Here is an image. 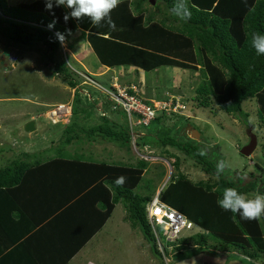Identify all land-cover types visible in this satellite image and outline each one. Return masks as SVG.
<instances>
[{
	"label": "trees",
	"instance_id": "obj_1",
	"mask_svg": "<svg viewBox=\"0 0 264 264\" xmlns=\"http://www.w3.org/2000/svg\"><path fill=\"white\" fill-rule=\"evenodd\" d=\"M147 1L120 0L118 7L111 13L116 25L113 30L103 22L100 26L92 27L88 18L76 20L70 17L65 22L64 16L71 10L65 6L56 7L54 4L49 11L46 9L45 0L14 5L8 4L7 0H0V31H4L2 32L4 35L22 46L38 45L37 47L43 50L46 63L51 64L53 73L60 75L68 86L75 89L73 99L70 101L72 114L62 131L65 144L81 139L80 134H83L89 140L101 138L114 141L119 146L129 147L131 138L134 137L132 134L135 133L137 137L135 144H156L167 149L163 150L162 157L175 156L173 152H169L170 147L185 152L188 157L191 156L204 172H217L214 161L197 157L202 142L200 144L191 139L185 132L179 135L178 131L181 128L171 134L169 115H174L175 112L156 109L155 111L159 113L155 114L147 125L141 123L132 125L131 119L135 117L134 121L132 120L135 122L140 114L134 112L131 119L128 118L122 105L98 88L95 87L97 93H101L103 97L97 95L89 99L85 96V99H82L80 87H88L89 83H83L85 78L80 73L112 90H115L114 83L109 79L99 82L98 76L85 70L81 64L82 69L72 68L68 54L63 50L64 47L61 46L56 33L63 34L67 40V35L79 30L82 33L81 38L89 43L98 63L109 68L133 67L135 70L150 72L161 66H170L199 70L201 77L193 90L197 107H208L214 100L223 112L247 118L248 113L243 111L242 103L254 98L258 105V115L262 119L260 125L264 127V56L256 55L249 45L252 32L264 34V0H187L191 11L189 20H181L173 15L171 8L174 0H161L165 12L159 17L158 12L155 18L143 5ZM160 5L157 4L159 8ZM53 21L54 27L50 28L49 25H52ZM74 45L75 43L67 44L69 49ZM134 83L121 86L127 87L128 93L132 94L134 91L130 85L137 86ZM91 94L90 92L89 95ZM137 95L141 98L139 92ZM141 100L149 105L155 103L151 98ZM98 103L107 108L111 116L120 113L121 116L117 117L120 120L103 114L98 116L95 123L88 125V120L93 119ZM192 127L196 128L194 125ZM134 129H140L142 132H133ZM153 132L158 136L151 134ZM9 147L6 152L12 151L14 155L9 157L7 164L0 166V192L7 189L11 193L16 184L24 178V174L29 170L41 169L45 174L43 179H47V182H33V185L47 184L44 190L48 195L50 193L53 199L71 195L75 188L84 189L85 193L82 194L92 196L102 208L99 225L92 228L90 234L71 235L72 249L61 251L63 258L58 264L68 263L104 224L119 202L124 205L132 227L139 228L149 244L151 253L161 260L164 254L171 253L177 263L202 252H211L213 255H232L233 252H238L264 264V216L256 220H245L239 214L224 211L217 204L224 188H236L239 193L246 194L253 191L259 182L252 180L235 182L230 177H223L220 174L215 175L218 179L211 183L208 180L193 181L185 173L178 171L179 158L176 157L171 162L176 173H171L169 179L165 181L166 184L164 186L162 184L156 190L157 186L150 188L149 182H142L148 165V161L142 158L137 164L97 161L87 159L83 154L65 158L61 148L57 147L55 155L36 159L35 157H39L40 154ZM4 148L2 147L0 151L4 152ZM262 154L264 157V147ZM67 168L71 170V180L77 178V174V181L82 184L75 186L77 183L75 182L70 193L67 188L69 182H65L68 178L64 174ZM120 176L126 177V181L122 186H117L114 181ZM90 182H94L91 189L87 187ZM262 183L264 184V180ZM259 189L264 190L262 187ZM157 192L162 202L181 211L192 223L189 228L181 229L174 239L167 238L170 245L166 246L161 242L158 224L153 230L147 217L146 207ZM36 196L43 197V193H36ZM37 210L40 214L41 211ZM45 216H32L33 226L36 227ZM23 219L27 223L30 220ZM47 222L44 228L50 236L59 234L63 242L69 240L70 234L67 233L68 227L65 223L59 228L62 229L60 230L62 233H54L52 226L56 224V217L53 216ZM17 224L20 225L19 222ZM5 225L7 226L6 222L0 221V264H17L18 256L13 257L16 255L15 251H21L27 256L24 258V264H52L49 260L54 257L55 252L52 253L43 247L44 251L39 254L40 251L37 253L34 249V245L43 240L36 237L43 228L33 233L19 230L21 233L17 235V232L11 231L15 226L5 228ZM208 240L212 242L208 243ZM191 245L197 247L183 250ZM44 254L50 255L48 261ZM161 263L164 264L163 261Z\"/></svg>",
	"mask_w": 264,
	"mask_h": 264
},
{
	"label": "rangeland",
	"instance_id": "obj_2",
	"mask_svg": "<svg viewBox=\"0 0 264 264\" xmlns=\"http://www.w3.org/2000/svg\"><path fill=\"white\" fill-rule=\"evenodd\" d=\"M32 1L34 0H7L10 5ZM157 4H161L160 8ZM143 5L148 8L146 11L152 13L155 18H157L158 12V17L165 12L161 0H155L154 5L148 1ZM2 32L4 31H0V149L5 147V151H0V166L7 164L9 157L14 155L12 151L6 152V149L10 148L9 146L19 149V151H35L46 148L44 151L37 152L40 154H37L39 157L34 155L36 159L55 155L57 152L55 148L59 147L65 158L83 154L87 159H102L108 162L122 161L132 164H137L138 160L142 158L148 161L142 182H149L150 188L157 186L156 190L161 187L165 179L166 181L169 179L171 173H176L171 165L176 157L179 158L178 171L185 173L189 179L193 181L208 180L210 183L218 179L215 176L217 172H204L195 159L191 156L188 157L183 151L168 147L169 152H173L175 156L165 158L161 155L163 150L167 149L156 144H135L137 138L135 133L132 134L134 137L131 138L129 147L119 146L114 141L101 140V138L89 140L83 134H80L81 139L65 144L62 136L65 120L54 124L47 117V111L54 105L70 102L75 89L68 86L60 75L53 73L51 64L46 63L47 59L42 54L43 50L37 47L38 45L22 46ZM81 34V32L71 33L66 38H71L73 44L79 45L84 39L81 38ZM71 41L65 40L61 46L67 52L72 68L82 69V66L75 62V59H80L87 69L94 73L99 72L97 57L91 51L88 43L85 41L83 46L89 48L90 51L87 57L81 59L80 56L73 55V50H69L67 44L72 43ZM119 74V69H117V71L114 70L97 78L100 82L113 79V76ZM142 74L144 80L141 81L142 87L138 91L141 98H151L157 104L161 100H166V103L172 100V104L177 101L184 106L181 109L177 108L174 115H169L171 120L168 124L172 126L171 134L181 128L178 131V134L181 135L183 132L186 133L187 126L194 125L201 134V138L196 141L203 144L196 154L199 159L212 160L216 167L221 161L225 162L227 167L220 173L223 177H229L230 174L235 176L240 173L246 175L247 178L255 176L259 183L253 191L244 194L247 197L252 198L257 191L264 193V190L259 189L261 187L264 189L262 183L264 180V157L262 154L264 127L260 125L262 119L258 115V105L254 98L247 99L242 103L243 111L248 113L247 118L239 114L230 115L219 109L214 100L208 107H197L198 103L195 102L193 90L201 77L199 70L161 66L150 72L143 71ZM87 86L80 87L82 99H85V96H88L89 99L97 95L103 97L101 93H97L94 86L91 84ZM157 113L159 111H155V114ZM103 114L110 115L107 108H104L100 103L96 104L93 119H89L87 124L95 123L98 116ZM114 114L115 116L110 115V117L119 121L120 118L117 117L121 116L120 113ZM184 118L189 119L185 120ZM134 119L135 117L132 118L133 121ZM29 120L35 122V130L32 132L25 130V124ZM249 129L257 136V146L246 157L240 154L239 150L249 141ZM133 132L138 133L142 130L134 129ZM151 134L158 136L155 132ZM114 208L106 227L86 244L77 260L70 264L73 262V264H162L161 261L164 264H260V260L256 261L238 252H233L232 255H213L211 252H202L177 263L171 253L164 254L161 260L151 253L149 244L139 228L132 227L122 202L117 203ZM157 228L162 244L170 245L165 237L167 230L164 223L158 224ZM209 242L212 240H208ZM196 247L197 245H191L183 250Z\"/></svg>",
	"mask_w": 264,
	"mask_h": 264
},
{
	"label": "crops",
	"instance_id": "obj_3",
	"mask_svg": "<svg viewBox=\"0 0 264 264\" xmlns=\"http://www.w3.org/2000/svg\"><path fill=\"white\" fill-rule=\"evenodd\" d=\"M77 33H80V31L78 30ZM68 40L71 41L72 39L68 38L66 41ZM85 41L86 40L84 39L81 40V43H79V45L75 44L74 47L71 49L74 52L73 54L74 56L76 55L80 56L81 59L87 57V54L90 51V49L84 48L83 45ZM75 46H77L78 48ZM81 49L83 50L81 51ZM75 60L76 62L81 64L83 67H85V65L81 63L80 59H75ZM84 69L87 70L88 72H92L86 67ZM97 69L99 70V72L97 73L92 72V73H94L98 77H101L110 72H113L114 70L117 71V69H119L120 76L119 75L113 76V79H109L110 81H112L113 83H117L119 85H129V83L133 84L134 79L136 78L137 82H135L134 84H136L139 89H141L140 87H142L141 81L144 79H143V74H142L143 70L141 69L135 70V68L133 67L109 68V67H106L100 64L97 67ZM104 81H107V80H104ZM146 82L147 81L145 80V83ZM45 149L46 148H42V149L35 150V151H28V150H25V151L34 154V153H37L38 151H42V150L44 151ZM92 160L101 161L102 159L92 158ZM64 174L68 178L65 182H69V184H67L69 193H70V189L73 187L75 182H77L75 186L82 185L81 182L77 181L78 180L77 174H76L77 178H74L73 180H71L70 168H67ZM44 175H45L44 171L41 169H38V170L34 169L33 171L29 170L28 173L24 174L23 176L24 178L20 180L19 183L16 184L15 189L11 193L7 189H5L3 192H0V198L2 200L0 202V221L7 223V226L6 225L4 226L5 228L15 226L13 230L11 231L15 233L17 232L18 233L17 235H20L19 233H21L19 230L29 231L30 233H33L34 231L38 232L40 229L43 228V231L39 235L38 234L36 235L34 233V235H36L38 240L43 239L41 242L39 241V244L34 245V249L36 250L37 253L38 251H40L39 254H41L42 251H44L43 247L46 249H49L52 253L55 252L54 257L52 258H50V255L47 256L48 254H44V255L47 256V257L45 256V259L47 261L50 258L49 261H51L52 264H58L59 261L63 258V254L61 253V251H71L72 249L70 248L73 245V243H70V240H72L71 235L78 236V235L90 234L91 229L99 225V222L102 217V210H101L102 208L100 207L98 203H96L95 200H93L94 198L92 196L89 197L87 195L88 196L87 197L83 195L85 193L84 189L80 190V189L75 188L73 194L66 195L63 193V195H66V196H64L62 199L60 198L53 199L52 195L50 193L48 195V192H45L44 190V186H47V184L33 185V182H47V179H43ZM79 179L81 178L79 177ZM83 183H86V182H83ZM93 185H94V182H90L87 187L91 189ZM36 193H41V194L43 193V197H40V196H39L40 198L37 197ZM37 209L41 211L40 214ZM114 209L112 213L110 214V216L106 219L104 224L94 233V235L91 236V238L86 242V244L92 238H94L95 235L100 233L102 229L106 227L107 222H109L112 217ZM38 215L39 216L46 215V216L44 220L40 221L38 225L34 227L33 226L34 221L32 220V216L39 217ZM53 216L56 217V224L55 226H52L55 229V230L53 229V232L62 233V231H60L62 229H59V228H62L61 226L62 223L63 224L65 223L68 227L67 233L70 234L69 240L66 239L63 242L59 234L56 236H50L47 233V231H45L44 227H46V224L48 223L47 221L48 220L50 221V218H52ZM23 218H29L30 220L27 223V221H24ZM17 222H19L20 225H18ZM86 244L79 251H77L66 264H70L72 261L75 262L81 250L86 246ZM68 245L70 246L67 247ZM58 251H60L61 254ZM14 253L16 255L13 257L17 258L18 256L17 264H24V258L27 256L23 254L21 251H15ZM33 257L35 258L37 257V255ZM38 258L39 259L41 258L40 255ZM14 263H16V261H14Z\"/></svg>",
	"mask_w": 264,
	"mask_h": 264
},
{
	"label": "clouds",
	"instance_id": "obj_4",
	"mask_svg": "<svg viewBox=\"0 0 264 264\" xmlns=\"http://www.w3.org/2000/svg\"><path fill=\"white\" fill-rule=\"evenodd\" d=\"M45 3L46 9L49 11H51L54 4L56 7L65 6L67 9H70V13L64 16L65 22L70 17L76 20L88 18L91 21L92 27L100 26L103 22L110 29L114 30L116 25L111 17V13L118 7L120 0H45ZM192 7H195V5H192ZM171 12L181 20L191 19V11L187 0H174ZM54 24L55 21L49 27H54ZM56 37L62 45L65 41L64 35L56 33ZM249 45L256 55L264 56V34L252 32L250 34ZM226 167V163L221 161L217 165V175L222 173ZM125 181L126 177L120 176L115 179L114 183L117 186H122ZM217 204L224 211L239 214L245 220H256L264 216V193L259 191L252 198H249L239 193L236 188L227 187L223 189L221 198L218 199Z\"/></svg>",
	"mask_w": 264,
	"mask_h": 264
},
{
	"label": "built area",
	"instance_id": "obj_5",
	"mask_svg": "<svg viewBox=\"0 0 264 264\" xmlns=\"http://www.w3.org/2000/svg\"><path fill=\"white\" fill-rule=\"evenodd\" d=\"M84 76L85 81L83 83H89L92 86L98 88L102 92L107 93V95L115 100L117 103L121 104L124 110L126 111L128 118L131 119V115L134 112L140 114V117L135 122L131 124H143L147 125L151 119H153L155 115V110H166L167 112L172 111L176 112L177 108H184L182 104L177 103V101L173 103L170 100L166 103V100L159 101L158 104L154 103L153 105H149L144 103L141 98L138 97V87L135 85H130V88L133 89L134 93L130 94L127 91V87L121 86L117 83L113 84L115 90L105 87L104 85L94 81L90 77L86 76L83 73H80ZM47 117L52 121V123L56 124L65 120L64 123H67L72 114V105L71 102L61 103L54 105L49 108L47 111ZM148 221L155 230V225L164 223L165 228L167 230L166 236L169 240L174 239L178 232L183 228H189L192 223L187 220L184 214L176 210L164 202H162L159 198L158 192L152 197L150 202L146 207ZM157 236V234H156Z\"/></svg>",
	"mask_w": 264,
	"mask_h": 264
},
{
	"label": "water",
	"instance_id": "obj_6",
	"mask_svg": "<svg viewBox=\"0 0 264 264\" xmlns=\"http://www.w3.org/2000/svg\"><path fill=\"white\" fill-rule=\"evenodd\" d=\"M148 2L151 5H154L155 0H148ZM25 130L27 132H32L35 130V122L34 120H29L26 124H25ZM187 135L194 140H199L200 134L199 131L196 128H193L192 126H187V129L185 130ZM248 137H249V141L247 144L243 145L239 152L240 154L248 157L256 148L257 146V136L254 134V132H252L250 129L248 130ZM166 184V182L163 183V186Z\"/></svg>",
	"mask_w": 264,
	"mask_h": 264
},
{
	"label": "flooded vegetation",
	"instance_id": "obj_7",
	"mask_svg": "<svg viewBox=\"0 0 264 264\" xmlns=\"http://www.w3.org/2000/svg\"><path fill=\"white\" fill-rule=\"evenodd\" d=\"M231 179H233V181H235V182H249L250 180H252V181H256V182H259V180L255 177V176H253V177H249V178H247L246 177V175H244V174H235V176H232V174H230V176H229ZM254 178L256 179V180H254ZM250 179V180H249ZM249 180V181H248ZM262 182V181H261Z\"/></svg>",
	"mask_w": 264,
	"mask_h": 264
},
{
	"label": "bare ground",
	"instance_id": "obj_8",
	"mask_svg": "<svg viewBox=\"0 0 264 264\" xmlns=\"http://www.w3.org/2000/svg\"><path fill=\"white\" fill-rule=\"evenodd\" d=\"M49 115V114H48Z\"/></svg>",
	"mask_w": 264,
	"mask_h": 264
}]
</instances>
